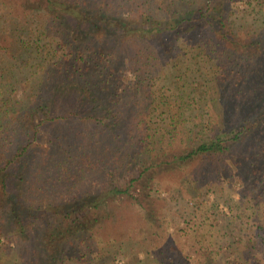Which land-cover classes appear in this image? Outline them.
Wrapping results in <instances>:
<instances>
[{
    "label": "trees",
    "instance_id": "1",
    "mask_svg": "<svg viewBox=\"0 0 264 264\" xmlns=\"http://www.w3.org/2000/svg\"><path fill=\"white\" fill-rule=\"evenodd\" d=\"M246 3L0 0V264L106 263L157 231L155 190L233 209L232 182L259 232L230 219L227 258L264 264V0ZM197 218L191 264H219Z\"/></svg>",
    "mask_w": 264,
    "mask_h": 264
},
{
    "label": "rangeland",
    "instance_id": "2",
    "mask_svg": "<svg viewBox=\"0 0 264 264\" xmlns=\"http://www.w3.org/2000/svg\"><path fill=\"white\" fill-rule=\"evenodd\" d=\"M238 7L245 8L247 3L246 0H238ZM260 168L257 169L256 173L258 177L262 176L264 178V153L261 154V164ZM235 177H233V180ZM234 189L231 194V198L234 200L233 209L228 208L225 203V197H222L220 201L213 195L208 196L200 195L192 201L190 199L179 196L173 192L174 185L164 186L162 193L153 192L152 201L154 215L156 216L155 228L156 232L153 235L147 237V232L144 230H138L134 233L133 239H129L130 242H122L121 247L119 248L118 253L115 255L114 259L109 260L103 264H191L195 262V258L199 256L197 249L194 245L196 237L193 236V230L195 228L194 221L195 218L202 222L205 217L208 227L210 222H214L216 234L212 235V239L215 243L205 241L204 244L211 246V248L218 252V263L219 264H234L232 259L230 261L227 258L226 250L229 236L227 233L228 221L235 217H238L239 222L244 220V225L250 227L251 234H255L258 223H255L254 217L248 215L252 213L250 206L253 205L252 200L250 201L248 196H245L244 187L240 183L232 182ZM161 193V194H160ZM228 191H226V194ZM160 194V195H159ZM234 196V197H232ZM119 201V200H118ZM117 203V202H116ZM196 204L198 208H203L204 213L198 212L196 210ZM241 210H244L243 213H239ZM241 214V216L239 215ZM136 220H139L140 223H144V218L142 220L135 215V218L132 220L135 223ZM239 222L236 221V224L239 225ZM233 224L235 221L233 220ZM163 225V226H161ZM141 224H139V227ZM256 229V230H255ZM153 232V231H152ZM257 232H259L257 230ZM261 232H264V228L261 229ZM222 234V236H221ZM210 237V241H211ZM258 237L255 239L257 240ZM121 239V238H120ZM209 242V243H208ZM254 243L253 241L251 242ZM251 246V245H250ZM242 247L241 252L244 256L243 258H248L250 261L262 260L264 262V255L262 252L254 257L249 255L252 251H249V248ZM261 246V244H260ZM256 249V247H255ZM253 250V247L250 248ZM205 257L207 255H204ZM251 257V259L249 258ZM240 259H236L237 264L243 262ZM253 262V263H254Z\"/></svg>",
    "mask_w": 264,
    "mask_h": 264
}]
</instances>
